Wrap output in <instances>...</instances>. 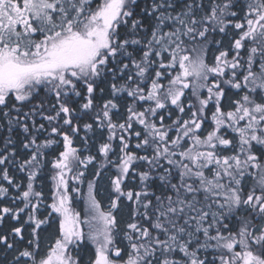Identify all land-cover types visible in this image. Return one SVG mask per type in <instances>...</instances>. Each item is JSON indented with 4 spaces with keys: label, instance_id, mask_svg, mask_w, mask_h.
Segmentation results:
<instances>
[{
    "label": "snow or ice",
    "instance_id": "snow-or-ice-1",
    "mask_svg": "<svg viewBox=\"0 0 264 264\" xmlns=\"http://www.w3.org/2000/svg\"><path fill=\"white\" fill-rule=\"evenodd\" d=\"M0 264H264V0H0Z\"/></svg>",
    "mask_w": 264,
    "mask_h": 264
},
{
    "label": "trees",
    "instance_id": "trees-1",
    "mask_svg": "<svg viewBox=\"0 0 264 264\" xmlns=\"http://www.w3.org/2000/svg\"><path fill=\"white\" fill-rule=\"evenodd\" d=\"M82 204H83V202L81 201V202L77 205L78 209L82 207Z\"/></svg>",
    "mask_w": 264,
    "mask_h": 264
}]
</instances>
